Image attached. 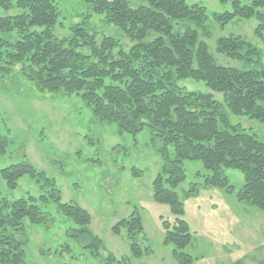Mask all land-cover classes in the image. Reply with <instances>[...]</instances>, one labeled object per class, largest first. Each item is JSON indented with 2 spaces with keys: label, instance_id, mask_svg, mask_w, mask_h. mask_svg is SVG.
<instances>
[{
  "label": "trees",
  "instance_id": "1",
  "mask_svg": "<svg viewBox=\"0 0 264 264\" xmlns=\"http://www.w3.org/2000/svg\"><path fill=\"white\" fill-rule=\"evenodd\" d=\"M230 10L213 13L219 24L234 18H253L254 34L264 42V0H219ZM90 12L117 27L130 40L128 47L112 36H99L81 23L70 26V34L57 37L59 8L53 0H0L5 8L20 13L0 16V70L21 65L20 72L41 92L79 95L93 116L113 122L119 131L136 133L145 125L162 142V165L152 181V199L169 207L174 220L161 222L163 242L173 243L178 264H192L182 251L190 243L188 223L182 217L183 201L175 187L184 179V160H199L210 174L206 185L223 187L233 193L226 168L240 170L243 183L237 200L264 213V142L231 122L226 109L264 123V61L249 67L219 64L203 40L208 30L207 10L185 0H81ZM201 31V32H200ZM14 33V37H13ZM215 52L243 63L254 62L259 49L241 35L217 38ZM202 84L204 90H190L186 80ZM220 97H216V94ZM8 139L0 135V155ZM173 146L170 154L167 146ZM49 186L47 194H30L0 200V264H25L24 222L46 220L44 205L51 198L64 216L79 226L89 253L99 264H131L127 256H101L104 246L88 225L90 213L76 202H62L54 180L37 171L27 160L0 171L9 188L22 174ZM128 237L143 234L142 217L132 212L111 230ZM135 257L141 256L137 243H130Z\"/></svg>",
  "mask_w": 264,
  "mask_h": 264
},
{
  "label": "rangeland",
  "instance_id": "2",
  "mask_svg": "<svg viewBox=\"0 0 264 264\" xmlns=\"http://www.w3.org/2000/svg\"><path fill=\"white\" fill-rule=\"evenodd\" d=\"M53 1L59 8L54 28L57 37L68 36L70 26L81 23L99 36L117 38L122 47L130 45L117 27L107 25L100 16L87 17L90 10L81 0ZM185 1L206 8L208 33L202 38L219 64L247 68L264 61V42L254 34L255 19L236 17L221 25L213 13L230 10L229 3ZM17 13L19 9L0 4V16ZM230 34L241 35L256 45L260 52L254 62L243 63L215 52L217 38ZM0 37L8 35L0 33ZM20 68L16 65L6 72L0 70V135L8 139L5 153L0 155V171L27 160L52 178L62 202H76L90 213L88 227L104 244L101 256H127L131 264H178L173 255L175 245L163 242L161 225L165 219L172 222L174 216L166 204L152 199V181L162 165V142L155 131L147 125L136 133L119 131L115 123L93 116L79 95L38 91ZM191 82L187 79L182 85L204 90L202 84ZM226 113L232 123L264 142V123L228 109ZM167 150L172 154L173 146L168 145ZM183 167L185 176L175 191L183 201L182 217L191 233L190 243L182 251L192 256V264H264V213L235 196L243 173L225 169L234 186L233 193H227L223 187L204 183L210 170L201 161L184 160ZM49 189L28 173L19 177L14 188L0 177V200L12 201L28 194L39 198ZM43 208L44 222H24L25 264H99L85 246L84 237L75 231L79 226L59 212L56 202L49 198ZM133 209L142 217L143 234L131 238L124 229L113 234L112 226ZM131 241L137 243L141 256L132 255Z\"/></svg>",
  "mask_w": 264,
  "mask_h": 264
}]
</instances>
